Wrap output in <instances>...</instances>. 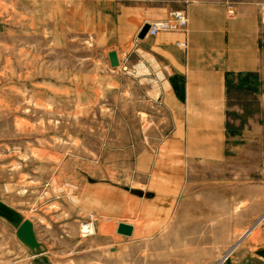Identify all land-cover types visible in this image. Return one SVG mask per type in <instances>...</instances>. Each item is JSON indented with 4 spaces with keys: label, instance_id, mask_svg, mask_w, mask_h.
Masks as SVG:
<instances>
[{
    "label": "rangeland",
    "instance_id": "374dc122",
    "mask_svg": "<svg viewBox=\"0 0 264 264\" xmlns=\"http://www.w3.org/2000/svg\"><path fill=\"white\" fill-rule=\"evenodd\" d=\"M248 2L264 24V0ZM151 8L0 0V201L40 244L35 256L0 218V264H264L261 198L245 191L261 179L260 150L218 163L184 154L169 141L151 57L109 65V52L134 50ZM173 11L186 13L149 21ZM119 222L131 237L115 233Z\"/></svg>",
    "mask_w": 264,
    "mask_h": 264
},
{
    "label": "crops",
    "instance_id": "0c3cea01",
    "mask_svg": "<svg viewBox=\"0 0 264 264\" xmlns=\"http://www.w3.org/2000/svg\"><path fill=\"white\" fill-rule=\"evenodd\" d=\"M229 1L234 3L231 15L226 8ZM149 3L153 8L144 13L141 26L170 10L185 8L186 29L138 39L140 26L134 50L114 51L118 63L129 52L142 62V55H148L156 63L163 77L158 83L166 85L159 88L158 99L168 118L169 141L198 161L218 163L227 156H241L248 147L260 150L261 179L245 191L247 197L261 198L258 211L262 214L255 221H264V24L259 22L257 5L248 0ZM187 159L184 156L182 162ZM246 256L262 260L261 255Z\"/></svg>",
    "mask_w": 264,
    "mask_h": 264
},
{
    "label": "water",
    "instance_id": "95a60500",
    "mask_svg": "<svg viewBox=\"0 0 264 264\" xmlns=\"http://www.w3.org/2000/svg\"><path fill=\"white\" fill-rule=\"evenodd\" d=\"M147 29L148 23H144L137 34V38L142 39L145 36ZM108 61L112 68L118 66V60L114 51L108 53ZM0 218L4 219L15 228V237L20 243L27 247L32 253L40 252V244L36 240L33 226L29 220L23 219L19 212L1 201ZM115 233L123 237H131L133 226L124 222H119L116 225Z\"/></svg>",
    "mask_w": 264,
    "mask_h": 264
},
{
    "label": "built area",
    "instance_id": "2783aa9c",
    "mask_svg": "<svg viewBox=\"0 0 264 264\" xmlns=\"http://www.w3.org/2000/svg\"><path fill=\"white\" fill-rule=\"evenodd\" d=\"M231 4H227V13L231 15L233 13ZM261 23H264V9L261 10ZM188 18L184 11H173L169 13L168 17L162 20L148 23V29L145 36L154 37L160 32H180L184 31L187 27ZM184 46V43H181ZM91 224H84L81 226V233L83 235L90 234ZM84 227V228H83ZM86 227V228H85Z\"/></svg>",
    "mask_w": 264,
    "mask_h": 264
},
{
    "label": "bare ground",
    "instance_id": "6f19581e",
    "mask_svg": "<svg viewBox=\"0 0 264 264\" xmlns=\"http://www.w3.org/2000/svg\"><path fill=\"white\" fill-rule=\"evenodd\" d=\"M138 68L142 69V68H143V65L139 64V65H138ZM143 69H145V68H143ZM83 228H84V227H83ZM85 228H86V227H85ZM91 229H92V226H90V230H91ZM38 254H40V253H37V254H34V255L36 256V255H38Z\"/></svg>",
    "mask_w": 264,
    "mask_h": 264
}]
</instances>
